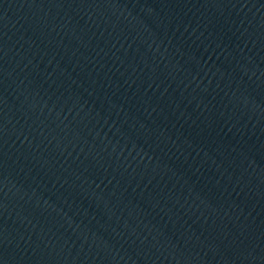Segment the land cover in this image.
Returning a JSON list of instances; mask_svg holds the SVG:
<instances>
[{"label":"water","instance_id":"1","mask_svg":"<svg viewBox=\"0 0 264 264\" xmlns=\"http://www.w3.org/2000/svg\"><path fill=\"white\" fill-rule=\"evenodd\" d=\"M0 264H264V0H0Z\"/></svg>","mask_w":264,"mask_h":264}]
</instances>
